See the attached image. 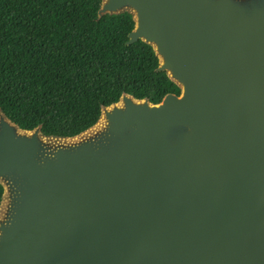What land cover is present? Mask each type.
<instances>
[{
	"label": "water",
	"instance_id": "1",
	"mask_svg": "<svg viewBox=\"0 0 264 264\" xmlns=\"http://www.w3.org/2000/svg\"><path fill=\"white\" fill-rule=\"evenodd\" d=\"M124 10L126 44H150L180 91L123 93L79 138L91 127L45 136L0 112V264H264V0L98 14Z\"/></svg>",
	"mask_w": 264,
	"mask_h": 264
},
{
	"label": "trees",
	"instance_id": "2",
	"mask_svg": "<svg viewBox=\"0 0 264 264\" xmlns=\"http://www.w3.org/2000/svg\"><path fill=\"white\" fill-rule=\"evenodd\" d=\"M100 5L0 0V112L19 128L71 137L123 93L151 103L179 93L150 44H126L131 13L99 15Z\"/></svg>",
	"mask_w": 264,
	"mask_h": 264
},
{
	"label": "rangeland",
	"instance_id": "3",
	"mask_svg": "<svg viewBox=\"0 0 264 264\" xmlns=\"http://www.w3.org/2000/svg\"><path fill=\"white\" fill-rule=\"evenodd\" d=\"M101 121V119H100ZM100 122L97 123V125L99 124ZM101 124V123H100ZM100 126V125H99ZM99 126H93V128L91 127L90 129L86 130L85 132H83L81 135H78L76 138H79V137H85L87 135H90L92 133H94L97 128H99ZM74 139V138H73ZM72 140V139H71ZM52 142H63V140L61 139H55V138H52L51 139ZM68 141V140H67ZM6 201V195H5V190H4V194H3V199H2V202L0 204V214L2 212V209H3V204L5 203Z\"/></svg>",
	"mask_w": 264,
	"mask_h": 264
},
{
	"label": "bare ground",
	"instance_id": "4",
	"mask_svg": "<svg viewBox=\"0 0 264 264\" xmlns=\"http://www.w3.org/2000/svg\"><path fill=\"white\" fill-rule=\"evenodd\" d=\"M98 122H100V121H98ZM93 128V127H92Z\"/></svg>",
	"mask_w": 264,
	"mask_h": 264
}]
</instances>
